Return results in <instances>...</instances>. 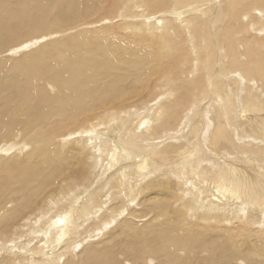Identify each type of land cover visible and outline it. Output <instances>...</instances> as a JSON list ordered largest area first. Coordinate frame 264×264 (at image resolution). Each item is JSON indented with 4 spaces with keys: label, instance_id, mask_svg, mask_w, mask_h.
<instances>
[{
    "label": "bare ground",
    "instance_id": "6f19581e",
    "mask_svg": "<svg viewBox=\"0 0 264 264\" xmlns=\"http://www.w3.org/2000/svg\"><path fill=\"white\" fill-rule=\"evenodd\" d=\"M0 264H264V0H0Z\"/></svg>",
    "mask_w": 264,
    "mask_h": 264
}]
</instances>
